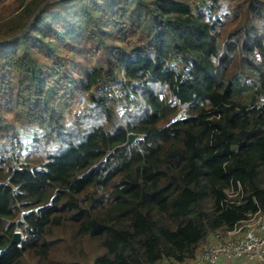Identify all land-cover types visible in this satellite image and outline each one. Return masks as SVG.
Here are the masks:
<instances>
[{"label": "trees", "instance_id": "16d2710c", "mask_svg": "<svg viewBox=\"0 0 264 264\" xmlns=\"http://www.w3.org/2000/svg\"><path fill=\"white\" fill-rule=\"evenodd\" d=\"M230 1L16 0L0 13V264L188 263L264 213V0ZM83 40L110 55L75 76ZM176 55L187 75L160 62ZM123 66L128 94L98 93ZM83 95L91 106L68 123ZM181 107L189 117L166 126Z\"/></svg>", "mask_w": 264, "mask_h": 264}, {"label": "built area", "instance_id": "2783aa9c", "mask_svg": "<svg viewBox=\"0 0 264 264\" xmlns=\"http://www.w3.org/2000/svg\"><path fill=\"white\" fill-rule=\"evenodd\" d=\"M206 7H225L232 5L230 0H204ZM164 69L176 74H188V67L180 55L172 58H161ZM125 67L111 76H107L96 85L98 93L106 95L110 99L119 98L128 94ZM259 106H264V95H260L256 101ZM189 117L185 108L181 107L166 126L176 121ZM143 139V137H137ZM6 157L9 155H5ZM222 257L245 259L251 264H264V213L258 212L249 215V218L239 223L233 230L226 233H216L209 238L207 245L200 249L194 259L188 263L172 264H218Z\"/></svg>", "mask_w": 264, "mask_h": 264}, {"label": "rangeland", "instance_id": "374dc122", "mask_svg": "<svg viewBox=\"0 0 264 264\" xmlns=\"http://www.w3.org/2000/svg\"><path fill=\"white\" fill-rule=\"evenodd\" d=\"M188 1H190L191 5L194 7L201 6L204 9L207 8L206 7L207 4L205 3L204 0H188ZM15 3H16V0H0V13L1 12H3V13L11 12ZM222 8H223V10L227 9V8L225 9V7H222ZM135 42H136V38H134V37L129 38L128 43L133 45ZM81 44H82V46H85L87 49L85 50L86 52H82L81 54L77 53V52L74 54L75 57L73 60V67H74L73 69H75V71H72V73L75 76L83 75L84 73L91 70L92 68H103V67H105L106 62L109 59V55H110L109 53H106L104 49L99 50V52H96L93 49L92 44H90L88 41H84V43L81 42ZM118 45L123 46V43L119 42ZM108 50L112 51V48H109ZM55 69H59V66H56ZM125 96L126 95L119 97V98H115V99H122ZM90 104L91 103L86 96H84V95L82 97L78 96L76 102L70 108H68L67 110L64 111L63 115H64L65 120L68 123H71L73 115L80 112L83 107L90 105ZM117 106L118 105H116V107ZM119 111L122 112L123 109L120 108ZM24 122H22V126L24 129H26V127H25L26 125L24 124ZM34 129H36V127L32 126L30 128V131H34ZM29 133L31 134L32 132L25 131V132L21 133L23 141H26V142L31 141L30 140L31 136ZM25 154H26V151L24 149L22 150L20 148L10 149L6 152V155H9L7 157H10V159H11L10 160L12 163L11 165H14V166H17L18 161L22 162L24 160ZM15 232H20V231L16 230ZM21 238H22V234H21ZM206 245H207V243L204 245V247Z\"/></svg>", "mask_w": 264, "mask_h": 264}, {"label": "water", "instance_id": "95a60500", "mask_svg": "<svg viewBox=\"0 0 264 264\" xmlns=\"http://www.w3.org/2000/svg\"><path fill=\"white\" fill-rule=\"evenodd\" d=\"M31 22H32V21H30V22L28 23V25L26 26V28L23 30V32L19 33L16 37H18V36H20L22 33H24V32L29 28V26L31 25ZM136 139H137V135H136V134H129V135H128V144L134 142ZM20 241H21V233H20V232H15V233H14V237L12 238L11 243H12V244H19Z\"/></svg>", "mask_w": 264, "mask_h": 264}, {"label": "crops", "instance_id": "0c3cea01", "mask_svg": "<svg viewBox=\"0 0 264 264\" xmlns=\"http://www.w3.org/2000/svg\"><path fill=\"white\" fill-rule=\"evenodd\" d=\"M218 264H251L249 261L245 259H235L229 257H222Z\"/></svg>", "mask_w": 264, "mask_h": 264}]
</instances>
